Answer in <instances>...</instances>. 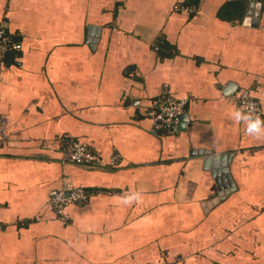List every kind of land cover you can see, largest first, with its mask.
<instances>
[{
	"label": "crops",
	"instance_id": "obj_1",
	"mask_svg": "<svg viewBox=\"0 0 264 264\" xmlns=\"http://www.w3.org/2000/svg\"><path fill=\"white\" fill-rule=\"evenodd\" d=\"M251 1L0 0L20 45L0 63V264H264V131L235 102L264 121ZM164 86L187 100L170 134L146 116ZM63 180L89 197L59 218Z\"/></svg>",
	"mask_w": 264,
	"mask_h": 264
},
{
	"label": "built area",
	"instance_id": "obj_2",
	"mask_svg": "<svg viewBox=\"0 0 264 264\" xmlns=\"http://www.w3.org/2000/svg\"><path fill=\"white\" fill-rule=\"evenodd\" d=\"M20 49L19 43L9 36L0 24V62L8 51ZM238 109L246 117L254 120L261 117L260 104L248 92L242 91L235 96ZM186 99H175L168 92L166 86L159 98L152 102L146 111L152 127L156 131L166 134L177 130L179 118L184 111ZM5 121L0 117V139L4 137ZM65 154L77 165L100 166L102 161L96 153L87 150L81 143L70 140L64 147ZM114 164L113 161L110 162ZM88 192L81 187H73L69 181L63 180L59 189L49 192L48 203L59 218L64 217V208L70 204L84 205L88 201Z\"/></svg>",
	"mask_w": 264,
	"mask_h": 264
},
{
	"label": "clouds",
	"instance_id": "obj_3",
	"mask_svg": "<svg viewBox=\"0 0 264 264\" xmlns=\"http://www.w3.org/2000/svg\"><path fill=\"white\" fill-rule=\"evenodd\" d=\"M237 118H241L239 113H237ZM244 119H248V124L246 127V132L248 133H255L259 134L260 132L264 131V121H261L259 117L252 120L248 117H243ZM131 199H125V202H129Z\"/></svg>",
	"mask_w": 264,
	"mask_h": 264
},
{
	"label": "water",
	"instance_id": "obj_4",
	"mask_svg": "<svg viewBox=\"0 0 264 264\" xmlns=\"http://www.w3.org/2000/svg\"><path fill=\"white\" fill-rule=\"evenodd\" d=\"M251 1V0H250ZM252 2V1H251ZM249 3V7L251 8L252 7V5H253V3ZM249 12V11H248ZM226 158V156H221V157H218V158H216V157H213V160H211V158L209 159V160H211V161H213L214 163L216 162V160H224ZM208 159H206V161H207ZM221 173H224V171H222ZM221 180H223V177H221Z\"/></svg>",
	"mask_w": 264,
	"mask_h": 264
},
{
	"label": "trees",
	"instance_id": "obj_5",
	"mask_svg": "<svg viewBox=\"0 0 264 264\" xmlns=\"http://www.w3.org/2000/svg\"><path fill=\"white\" fill-rule=\"evenodd\" d=\"M5 31H6V33L9 35V36H11V38L14 40V35H12V34H10L6 29H5ZM14 41H16V40H14ZM17 42V41H16ZM8 52H11V51H8ZM7 52V53H8ZM6 55V54H5ZM5 57V56H4ZM1 62H2V60H1ZM0 62V63H1ZM87 150H89V151H91V152H93V153H95L94 151H92L90 148H88V147H86L85 145H83Z\"/></svg>",
	"mask_w": 264,
	"mask_h": 264
}]
</instances>
